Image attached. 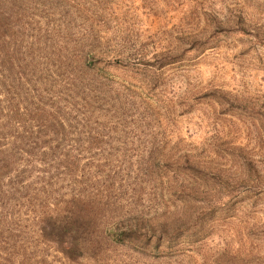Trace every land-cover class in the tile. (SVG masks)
<instances>
[{
  "label": "rangeland",
  "instance_id": "obj_1",
  "mask_svg": "<svg viewBox=\"0 0 264 264\" xmlns=\"http://www.w3.org/2000/svg\"><path fill=\"white\" fill-rule=\"evenodd\" d=\"M20 3L25 62L106 82L59 158L104 216L26 264H264V0Z\"/></svg>",
  "mask_w": 264,
  "mask_h": 264
},
{
  "label": "trees",
  "instance_id": "obj_2",
  "mask_svg": "<svg viewBox=\"0 0 264 264\" xmlns=\"http://www.w3.org/2000/svg\"><path fill=\"white\" fill-rule=\"evenodd\" d=\"M21 1L0 0V253L18 254V264H26L40 244L68 258L83 253L80 242L63 243L104 216L90 196L63 190V176H73L77 165L59 158L61 147L89 127L106 82L83 59L25 62V28L7 21L15 16L21 25ZM73 51L76 57L82 52ZM99 232L118 234L113 228Z\"/></svg>",
  "mask_w": 264,
  "mask_h": 264
}]
</instances>
